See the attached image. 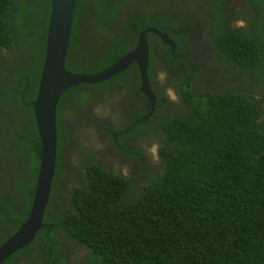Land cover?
<instances>
[{"label": "trees", "instance_id": "trees-1", "mask_svg": "<svg viewBox=\"0 0 264 264\" xmlns=\"http://www.w3.org/2000/svg\"><path fill=\"white\" fill-rule=\"evenodd\" d=\"M127 1L134 0H75L68 70L107 66L131 48L124 39L135 43L142 29H147L153 66L154 59H163L153 51L164 44L149 29L156 27L175 41L174 50L163 45L170 71L196 77L182 60L191 51L180 44L198 33L214 41L234 75L247 73L249 80L220 91L212 82L194 93L188 78L178 100L157 99L154 108L140 89L135 63L102 82L66 89L57 103L56 165L43 225L0 264H264V0H250V11L234 8L233 13L230 0H167L168 11L139 10L125 6ZM177 1L192 2L200 23L189 19V9L174 10ZM49 8V0H0V26L8 29L10 44L16 43L11 58L17 69L6 76L23 99L15 105V123L0 122V244L27 218L36 183L41 146L31 102ZM240 19L245 24L232 22ZM115 32L120 39L106 42L101 52L99 35ZM153 89L160 93L156 85ZM117 93L140 96L136 112L131 106V121L127 117L114 126L96 119L93 109L89 117L151 176L128 177L121 168L103 165L89 147L97 145L93 132L78 124L87 116L82 109ZM133 137L142 144H134ZM153 142L158 144L155 163L147 149ZM65 244L75 257L65 252Z\"/></svg>", "mask_w": 264, "mask_h": 264}, {"label": "water", "instance_id": "water-1", "mask_svg": "<svg viewBox=\"0 0 264 264\" xmlns=\"http://www.w3.org/2000/svg\"><path fill=\"white\" fill-rule=\"evenodd\" d=\"M50 11L46 28L44 58L40 69L35 100L31 102L37 134L40 140V154L37 178L30 211L25 221L0 244V262L9 254L31 241L43 225L57 155L56 109L60 96L66 89L79 83H96L125 69L135 61L143 80L142 91L153 104L154 94L148 85L146 68L149 61L148 40L144 29L139 32L136 46L123 54L108 67L85 73L68 70L65 58L72 23L75 0H49ZM162 41L174 45L172 38L156 27H150ZM150 88V90H149Z\"/></svg>", "mask_w": 264, "mask_h": 264}, {"label": "clouds", "instance_id": "clouds-1", "mask_svg": "<svg viewBox=\"0 0 264 264\" xmlns=\"http://www.w3.org/2000/svg\"><path fill=\"white\" fill-rule=\"evenodd\" d=\"M154 2H155V0H154ZM154 2H153V4H154ZM170 2L172 4V1H170ZM177 4H178V1H177ZM133 6L134 7H137L139 10H141V8L139 6V3H136ZM152 7H153V5H152ZM177 9H178L177 8V5L174 6V10H177ZM162 10H165L166 11V5L164 3L158 4L157 9H156V11H162ZM49 11H50V8H49ZM189 19L191 20L192 18H189ZM84 27L86 28V25H84L83 28ZM142 30H144V29H142ZM142 30H140V31H142ZM145 34H146V38L148 40V50H149V59H150V56H151V52L152 51H150V42H149V38L147 36V31H146ZM138 35H139V33H138ZM138 35L136 37L135 43H133L134 45L132 44V46H131V48L129 50L133 49L136 46L137 39H138ZM0 36H1V40H0V122L7 121V122L15 123L14 118H13V114H15L17 112L15 110V105L17 103L22 102L23 99H22V94L21 93H19L17 90H14V89L11 88V86L13 84L9 80L11 78H7L6 73H10L11 74L12 71H14V70L17 69L16 66H15L17 63L11 58V53L13 54V52H14V50L16 48V43L13 42V40H12V43L10 44V39L9 38H11V36L9 34L8 29L7 28H3L2 24L0 26ZM158 37L159 36H157V38ZM119 39H120V37L118 36V34L116 32L112 36H110V37H103L100 34L97 41L98 42H103V44L101 46V52L104 51L106 42H108V43H111V42L116 43L117 40H119ZM160 40H161V38H160ZM172 40L174 42V45L173 46H171L169 43H166V42H164L162 40L161 41H162V43H164L166 45H169L171 47V49L174 50L175 41H174L173 38H172ZM211 43H212V53H213V55L215 57H217V58L222 59L217 54V52L215 51L214 41L213 42L211 41ZM164 44H162V46L160 48L153 49L155 55H162L163 56V59L162 60H160V59H154L153 66H151L150 60H149L148 61V66L146 68V73H147V76H148V85H149V87L151 88V90L153 91V94H154L153 104L151 103L153 105V108H154V105H155V101L157 99H158V101H160V103L166 102L167 100H165V99L167 98V96H169L173 101L174 100H178V97H179V94H180L179 92H181V89L184 87V80L185 79L188 80V78L190 80V87H191L190 89L189 88L188 89L191 90V91H193L194 93L195 92H198V91H202L208 84H210L212 82H214L215 89L217 91H220L223 88L233 89V87H232L233 85L239 84L241 80H245L246 79V78H243V79L235 80L233 78H237V76L236 75H231L230 73H228L224 78L221 75H219L218 79H216V78L213 79L206 72L205 68H201V70L195 71L196 72L195 73L196 74V77H193L192 75H189L190 77H188V75L182 73L181 71H179V72H172V71L169 70V51L167 50L166 47L163 46ZM68 45H69V42H68ZM180 46L183 47L181 44H180ZM129 50H127V51H129ZM182 50H185V49L182 48ZM67 51H68V49H67ZM164 51L167 52L166 55H164ZM126 52H124L123 54H125ZM122 55H120L115 61H117ZM182 60L187 63V59L182 58ZM115 61H113L112 63H114ZM112 63H110L107 66H104L103 68L98 69V70L84 71V72L85 73H94V72L100 71V70L108 67ZM132 63H135L137 65V63L135 61H133L126 68H129V66ZM189 67H190V64H189ZM227 67H230V66L227 64ZM137 68H138V65H137ZM125 69H123L122 71H124ZM71 71H73V70H71ZM122 71H120V72H122ZM138 71H139V69H138ZM77 72H83V71H77ZM120 72H118V73H120ZM188 72H189V74H192L193 73V72H191L190 69H188ZM113 75L114 74H112L111 76H113ZM139 75H140V71H139ZM111 76L107 77L106 79L110 78ZM248 77H249V75H248ZM225 78H228V79L225 80ZM106 79H104V80H106ZM104 80H101V81H98V82H102ZM140 81H141V85H140V89H141L142 86H143V80L141 79V77H140ZM98 82H96V83H98ZM82 83H85V82H82ZM80 84L81 83H79L77 85H80ZM86 84H94V83H86ZM212 84H211V86H212ZM155 85L160 90V93H157V92L154 91L153 87ZM74 86H76V85H74ZM150 88H149V90H150ZM161 94H165V96H162ZM122 95L124 96V102H123V104H124V107H125V109H126V111L128 113V119L130 120V118H132V116H133V113L130 110L131 109V106H133V109L136 112L137 109L139 108L138 101L141 98H140V96L138 94L127 95V94L117 93V95L113 96L110 99H115L117 96H120L121 97ZM162 97H163V99H162ZM148 99H149V97H148ZM96 106H97L96 104L90 103L88 105L87 109L88 110L93 109V108L96 109ZM87 109H82L81 112H80V114H87L88 115V113L85 112V110H87ZM105 109H107V108H105ZM151 113H152L151 111L148 112V114H151ZM86 118H87V116H86ZM86 118H84V119H86ZM94 129L96 131L97 130H100V127H97V128H94ZM5 134H6V136L7 135H10L11 134V129H8L5 132ZM102 135H104V133ZM107 136L111 140V136L108 133H107ZM153 143L155 145L154 148H153V151H154V153H156L157 162H158V155H157V146H158V144H157V142H153ZM125 144H126V142H125ZM113 146H114V144H113ZM150 146L147 147L148 152H150L148 154L149 155H152V152L149 150ZM89 147L92 150H94V152L97 155L98 160L103 165L105 164L106 166H110L109 162L107 161L109 159H106L105 157H103V153H102L101 150L96 149V147L93 146V145H89ZM139 165L137 164V167H139ZM112 166L114 168H118V169L121 167V165L119 164V161L118 160H115V162L112 164ZM140 168H141V166H140ZM127 170L131 173V170H129L128 168H127ZM122 171H123V169H122ZM140 171H142V169ZM145 172H147L150 176L152 175L148 171H145ZM130 176H131V174H130ZM150 176H147L146 181L149 179ZM62 239H63L64 243H68L67 241H65L64 238H62ZM65 248H69L65 252L70 251L69 255H73L74 256L75 253H74V251H73V249L71 248L70 245L65 244ZM66 256H68V255H66Z\"/></svg>", "mask_w": 264, "mask_h": 264}, {"label": "flooded vegetation", "instance_id": "flooded-vegetation-1", "mask_svg": "<svg viewBox=\"0 0 264 264\" xmlns=\"http://www.w3.org/2000/svg\"><path fill=\"white\" fill-rule=\"evenodd\" d=\"M158 1L159 0H155V2L153 4V7H152L153 10L157 9ZM170 1H172V0H170ZM234 1L235 0H230V2L228 3L229 6L231 4L230 9H231L232 13H233L234 8H239L240 7L237 3H233ZM161 2L166 5V11H168L167 0H161ZM233 5H235V6L233 7ZM194 18L198 22V18L196 16H194ZM232 22L235 23L236 21L232 20ZM201 28H203V26H201ZM184 40L187 43H184L182 48L185 49V50H190L191 51L190 52V57L187 59V63L189 62V64H190L191 72L199 71V70H201V68H205L206 72L213 79H215V78L218 79L219 75H221L224 78L228 73H230L231 75H234L231 72L230 67H227V63L225 61H223L222 59L217 58V57H215L213 55V53H212V43H211V40L209 39L208 36H205L204 37V41H203V38L198 33H195V34H193V35H191L189 37H185ZM166 54H167V52L164 51V55H166ZM243 78H247V80H249L248 74L247 73H243L239 77L237 76V78H233V79H243ZM226 79H228V78H225V80ZM120 98H123V100H124V96L123 95ZM114 101H115V99H109V100H107L108 103L107 102L106 103H98V105L96 106V109H98V110H104L105 108L112 109ZM118 104H119V110L121 112V115L118 118H113L111 116V112L104 116V115H102V113H99V111L96 110L95 108H93V111H92L91 114L96 119L102 120V121H105V122H110L114 126H116L118 124H124L127 121L128 113H127V111H126V109L124 107V104L121 103V100H120V102ZM154 107H155V105H154ZM85 112L88 113V112H90V110L87 109V110H85ZM91 114L88 113L87 117L89 119H86V121L88 122V124L92 128H97L99 125L96 122H94L91 119V117H89V116H91ZM151 115H152V113H151ZM104 117H106V118H104ZM130 121H131V118H130ZM79 123H80V120L78 121V124ZM81 126H83L84 129H88V128H85L84 124H81ZM92 128H90V129H92ZM126 138L123 139L124 143L126 142ZM133 139L135 140V141L133 140L134 142L137 141V144H142L141 141H139L138 137H133ZM78 141H81V140L78 139ZM92 151L94 152V150H92ZM148 153H150V152H148ZM94 154H95V156L97 158V155H96L95 152H94ZM97 160H98V158H97ZM75 169H76V167L74 166L73 175L76 176L79 173V170L77 168V172H76ZM115 169H118V168H115Z\"/></svg>", "mask_w": 264, "mask_h": 264}, {"label": "rangeland", "instance_id": "rangeland-1", "mask_svg": "<svg viewBox=\"0 0 264 264\" xmlns=\"http://www.w3.org/2000/svg\"><path fill=\"white\" fill-rule=\"evenodd\" d=\"M136 3H139V6L140 8L143 6V7H152L153 3L152 2H149V3H143L142 1H139V0H134V1H127L125 3V6H128V7H131L133 5H135ZM233 3H237L240 7V9H243L244 11L248 12L252 9L251 5H250V0H235V2ZM145 4V5H143ZM148 5V6H147ZM186 5L185 6L183 3H181L180 1H178V4H177V8L179 10H182L183 12H186L188 11H191V15L188 16L189 18H192L194 17V4L190 1H187L186 2ZM231 6V5H230ZM235 5H233L234 7ZM201 19L198 18V22L200 23ZM235 23H239V24H245V22L242 21V19L238 20V22H235ZM83 29H86L85 27ZM153 39V38H152ZM204 41V39H203ZM124 44H128L130 46H132L133 43L127 41V40H124ZM26 46H23L22 47V53H24V50H25ZM190 89V88H189ZM121 100V103L123 104L124 100L123 98H120V96H117L115 98V101H114V104H113V108L112 109H109L108 108V112H104L102 115H107L108 113L111 112V116L113 118H118L120 115H121V112L119 110V102ZM85 118V117H84ZM82 118L81 121H80V125L81 124H84L85 125V128H92L88 122L86 121V119H89L88 117L86 119ZM105 118V117H104ZM88 124V125H87ZM93 134H94V139H95V142L97 143V145L95 146L96 149L98 150H101L102 153H103V157H105L106 159H109L107 160L109 162L110 165H112L115 160H118L119 161V164L121 165L120 168L123 169V172L125 175H127L128 177H130V174L131 175H135L136 176V172H137V177H144L147 172L145 173H142L140 170V165L138 164L137 161H134L132 162V159H130L128 156H125L123 155L119 150H117L113 144H112V141L109 139V137L107 136V133L106 132H103L100 130H95L94 128L90 129ZM102 132L104 133V135H102ZM107 136V137H105ZM134 140V139H133ZM140 140V138H139ZM135 141V140H134ZM134 144L137 143L136 142H133ZM139 145V144H138ZM154 143L150 146L149 150L152 152V155H150V157L152 158L151 159V163H155L157 161V156H156V153H154L153 151V148H154ZM70 163V162H69ZM73 164L75 165L76 164V160L74 159V157L71 155V164L72 165V173L74 172V166ZM137 164L139 165V167H137ZM69 165V166H70ZM127 168L129 170H131V173L127 170ZM71 173V174H72ZM54 216H56V214H54ZM75 257V255L73 256Z\"/></svg>", "mask_w": 264, "mask_h": 264}]
</instances>
